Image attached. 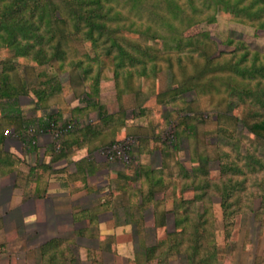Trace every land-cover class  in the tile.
<instances>
[{
	"label": "trees",
	"instance_id": "obj_1",
	"mask_svg": "<svg viewBox=\"0 0 264 264\" xmlns=\"http://www.w3.org/2000/svg\"><path fill=\"white\" fill-rule=\"evenodd\" d=\"M180 1L165 0L168 12L166 25L170 27L171 35L162 37V48L157 51L147 44V41L161 37L154 29L153 20L140 31L131 30L135 23L127 24L129 20L123 12L124 7L130 4L129 12L139 14L138 5L141 0H128L124 4L119 0H0V47L13 53L11 58L2 61L0 103L4 101L15 103L20 97L28 96L32 91L38 109L44 111L49 109L50 99L62 92L58 75L52 74L48 69L42 70L38 74L39 83L31 86L26 74L20 76L17 68L20 59L45 67H51L54 62H59L62 68L69 65L82 71L84 80L92 81L91 91L86 95L87 106L91 108L97 107L93 96L99 95L100 91L102 57L113 59L118 98H121L125 90L119 86V80L127 81L133 77L156 78L165 61H168L172 68L174 62L183 69L186 60H194V52H200L204 64L198 66L190 76L191 83H187L188 81L180 83L178 88L163 94L162 101L166 104L173 103L187 92L204 93V85H200L201 83L197 85L195 79L213 80L219 73L226 74L229 76V82L224 84L228 95V99L225 100L228 113L233 112L241 104L247 109L246 115L250 120L247 122L233 116L230 118L231 127L220 129L219 133L226 141L219 145L221 154L219 179L210 178L209 160L197 152H194L192 157V161L197 165L191 171L181 167L185 178L192 181L194 198L176 203V208L172 211L174 229L167 231L166 238L158 244L148 247L146 253L148 260H155L159 264H168L170 259L178 255L186 256L188 264H220L212 230L213 224L210 221L209 193H216L222 200L227 237L231 234L232 219L242 211L240 205H245L242 199L247 183L252 177V184L258 188L261 209H264V54L252 50L243 41L229 40L230 44L235 43L236 51L232 58L220 62L218 58L208 56L205 51L200 50L205 42H211L210 34L186 37L184 32L202 21L214 22L218 12L229 14L235 20L255 26L257 29H264V0H211V4L208 3L209 0H186L192 11L191 16L184 14L185 9ZM206 9L213 10L214 13L207 15ZM155 11L157 15H161L156 8ZM176 20H180L179 26L174 24L173 21ZM125 29L141 34L145 43L120 39L112 33ZM78 41L90 43L95 56L87 54L84 59L74 60L73 42ZM233 82L237 85H233ZM208 87L211 89V84ZM97 109L101 110L100 107ZM99 115V121L66 134L62 139L60 151H56L55 147L54 150L59 154L74 146L100 150L104 146L109 147L120 142L113 140L98 145L100 136L106 134L116 123L114 115L105 116L101 113ZM61 117L60 111L49 116L50 129L62 125ZM126 117V111L120 108V118L117 120L125 122ZM177 123L178 128H184L185 132L196 130L195 123L190 122L188 117H179ZM240 126H243L258 143L252 146L247 144L249 139L246 137L238 139L236 135ZM32 128L31 122L18 108L12 107L0 117V170L12 171L17 164L5 150L7 142L5 131L12 130L14 135L23 138L24 133L29 134ZM179 135L177 129L175 137L178 140L181 138ZM146 172L153 184L152 187L157 181L161 182L155 179L152 172V175ZM142 173L140 172L139 177ZM148 194L142 195L143 205L154 201L155 191L150 189ZM198 203L204 205L203 210L197 208ZM249 209L254 210L253 206ZM154 215L157 227L167 226L168 212L155 208ZM42 252L43 257L48 258L49 264H72L75 260L74 251L68 242L62 239L44 246Z\"/></svg>",
	"mask_w": 264,
	"mask_h": 264
},
{
	"label": "rangeland",
	"instance_id": "obj_2",
	"mask_svg": "<svg viewBox=\"0 0 264 264\" xmlns=\"http://www.w3.org/2000/svg\"><path fill=\"white\" fill-rule=\"evenodd\" d=\"M125 1L128 0H119L121 4H124ZM179 3L185 9L184 14L191 16L192 11L188 7V2L181 0ZM129 7L130 4L126 5L123 12L129 20L127 24L135 23L131 30L140 31L142 27L150 24L153 20L154 29L161 37L157 40L147 41V44L158 51L163 45L162 37L171 35V29L166 25L168 12L165 0H158L157 2L155 0H141L138 5L140 15L129 12ZM155 8L161 15H157ZM206 13L207 15L209 13L213 14L214 11L206 9ZM173 22L176 26L180 25V20ZM131 30L125 29L112 33L120 39L126 38V40H137L145 43L141 34ZM202 33L210 34L211 42H205L200 47L201 52L205 51L206 55L218 58L220 62L232 58L236 51L235 43L230 44L229 40L234 42L243 41L252 50L264 54V29H257L255 26L239 22L224 12H218L214 22L202 21L186 29L184 35L190 37ZM73 48L75 53L74 60L84 59L87 54L92 57L95 56L90 43L73 42ZM12 55L13 53L9 49L0 47V73L2 72V61L11 58ZM201 57L200 52H194V60H186L183 69L179 68L177 63L174 62V67L172 68L171 64L165 61L162 63L163 69L157 74L156 78L133 77L127 81L119 80V86L125 90L121 98H118L113 59L111 57H102L100 61L102 67L100 91L99 95L93 96L97 107L101 108L100 111L97 107L90 108L87 106L86 95L91 91L90 84L92 81L84 80V74L79 69L69 65H65L62 68L59 62H54L51 67L36 66L31 61L20 59V63L17 66L20 76L23 77L26 74L31 86L37 85L40 81L38 74L42 70L48 69L52 74L58 75L59 82H61L63 88L62 92L50 99L48 103L49 109L44 110L43 113L38 109L37 101L32 91L29 92L28 96L20 97L15 103L9 101L0 103V117L12 107L21 110L27 120H36L40 116L45 119L48 114L60 111L62 114L61 124L78 120L83 127L99 121V113L105 116H115V125L108 129L106 134L100 136L98 145L109 143L113 140L122 142L128 138L133 139L134 146L130 153L129 163L119 159L108 160L105 154L101 152L107 146L102 147L97 150L95 157L100 161H111L118 164L112 167H103L109 170L106 175L104 174L105 172H100L90 178L89 184H91L93 189L89 193L88 191L80 192L71 189V192L74 193L72 197H66L61 201L65 202L67 209L76 200L79 202L78 205L83 206L99 205L103 201H109L113 207H125L128 202L130 205L138 206L142 195L148 196L150 189H153L155 191L154 201L144 205L149 207L150 210L144 212L146 217L142 223L143 226L132 230L137 240L139 237L144 236L145 238V242L137 241L138 243L133 246L135 253L139 255V257L137 255V259L140 260L138 264H157L156 262H145L143 257L141 259L140 256L144 252L145 246L156 244L160 240L165 239L167 231L174 229L172 211L176 208V203L179 204L182 200L194 198L195 192L192 187V181L190 178H185L181 167L183 166L185 170L191 171L197 165V163L192 161L193 153L197 152L200 156L208 158L210 178L213 180L219 179L221 176L219 145L226 141V138L219 133L220 129L229 127L230 118L233 116H237L247 122L250 120L246 115L247 109L241 104L233 112L228 113L225 101L228 99V95L224 84L229 82V76L226 74L219 73L218 77H214L213 80L195 79L197 85L200 83V85H204V93L187 92L181 96L182 98H178L173 103L166 104L162 101L161 97L163 94L178 88L180 83L187 81V83H191L192 78L190 76L196 71L198 66L201 67L204 64V60ZM94 68L96 72L97 66L95 65ZM25 70L27 72L24 73ZM196 76L198 77L199 75ZM44 79L42 78V80ZM233 83V85H237L236 82ZM210 84L211 89L208 87ZM167 99H170V97H167ZM120 108H123L127 113L125 122L117 120V118H120ZM179 117H188L190 122L195 123L196 130H186L185 132L184 128H178L177 119ZM177 129L180 132V140L175 137ZM236 136L238 139L246 137L249 139L247 144H252V146L258 143L243 126L238 128ZM49 140L52 142L54 140L52 133L49 134ZM7 141L8 144H13L19 140L9 135L7 136ZM243 148L245 149V146ZM163 162H165V165H163ZM55 168L60 170V163H57ZM26 169L24 167L20 171L17 181L18 185H23ZM121 170L128 174L126 184L130 198L123 193L122 185L125 183L115 179L116 171L119 172ZM140 172L143 173L139 177ZM145 172L149 174L152 172L155 179L161 180V182L157 181V184L152 187L153 184H151L152 182H150L149 176ZM252 183L253 177L247 183V188L243 195L242 200L245 205H240L242 211L238 212L232 219L230 237L226 235L222 200L216 193H209L210 221L213 224L212 230L216 239L217 256L220 264H264V209H261L258 188ZM141 192L143 193L141 194ZM87 194L89 197L85 198ZM49 199L56 200L55 197H50ZM197 206L198 209L203 210L204 205L202 203H198ZM251 206L254 208L252 211L249 209ZM155 208L168 212L166 227L157 228L155 226L153 216ZM132 214H134L132 216H137L135 213ZM68 216L63 221L65 225L70 221ZM122 216L124 217L125 214H122ZM105 218H109V214H105L103 219ZM78 229L75 226H64L57 232L60 233V236L71 239L75 237ZM50 233L52 232L50 231ZM112 233H115V230L102 229L97 230L95 236L100 237V235L104 236ZM46 237V235L38 237L32 247L37 249L39 243ZM83 243L85 242L73 245V249L81 257L85 255L86 247L95 248V254L101 260H106L107 262L111 261L114 253L117 255L119 253V247L115 246V244H104L100 247L96 246L95 243L89 244V246L87 244L85 246ZM103 252L106 253L104 255L105 258L103 257ZM130 252L133 251L131 250ZM116 257L119 264H121L120 257ZM83 264L88 263L85 262ZM168 264H188V262L186 256L178 255L170 259Z\"/></svg>",
	"mask_w": 264,
	"mask_h": 264
},
{
	"label": "crops",
	"instance_id": "obj_3",
	"mask_svg": "<svg viewBox=\"0 0 264 264\" xmlns=\"http://www.w3.org/2000/svg\"><path fill=\"white\" fill-rule=\"evenodd\" d=\"M51 114L45 119L39 115L36 120H29L33 126L29 134L24 133L23 138L14 135L19 141L13 144L6 142L5 150L17 164L12 171L0 170V264H49L48 258L43 257V248L60 239L67 241L74 251L75 260L72 264H119L116 256L120 257L121 264H138L140 260L137 259L138 254L133 246L139 241L145 242V238L143 236L137 240L132 230L143 226L146 217L144 212L150 208L145 207L142 200L138 206L128 202L125 207H113L109 201L83 206L78 205L76 200L67 209L65 202L61 200L72 197L74 193L71 189L89 193L93 189L89 184L90 178L100 172H105L106 175L109 170L103 167H112L118 163L100 161L95 157L97 150L89 147L74 146L70 150L65 149L63 153H57L54 142L49 140V134L52 133L49 127ZM57 163H60V170L55 168ZM24 167L27 168L25 180L23 185H18V177ZM117 171L115 179L125 183L122 185L123 193L130 198L126 184L128 174L124 170ZM50 197H55L56 200L49 199ZM88 197L87 194L85 198ZM132 213L137 216H132ZM105 214H109V218L103 219ZM67 216L70 221L65 225L63 221ZM153 216L157 227L155 215ZM64 226L79 228L75 237L68 239L60 236L57 231ZM102 229H113L115 233L95 236L96 231ZM44 235L47 237L34 249L32 245L35 240ZM81 242H85V246L95 243L100 247L115 244L119 247V253H114L111 261L107 262L95 254V248L86 247L87 251L81 257L73 249V245ZM150 246H145L140 257L145 262L157 263L147 258L146 249ZM105 254L103 252L104 258Z\"/></svg>",
	"mask_w": 264,
	"mask_h": 264
},
{
	"label": "built area",
	"instance_id": "obj_4",
	"mask_svg": "<svg viewBox=\"0 0 264 264\" xmlns=\"http://www.w3.org/2000/svg\"><path fill=\"white\" fill-rule=\"evenodd\" d=\"M79 127H83L81 122H79L78 120H74V121H71V122H68L62 125L59 124L57 127L55 126L51 129L53 139H54L53 142H54L56 151H60L61 142H62L63 137L66 134L72 132L74 129L79 128ZM5 135L14 136V133L12 130H6ZM133 146H134V140L131 138H128L125 141L115 143L109 147L102 149L101 152L105 154V157L108 160L113 161V160L119 159L125 163H129L130 153L133 150Z\"/></svg>",
	"mask_w": 264,
	"mask_h": 264
}]
</instances>
